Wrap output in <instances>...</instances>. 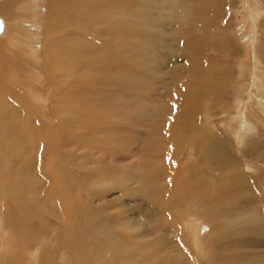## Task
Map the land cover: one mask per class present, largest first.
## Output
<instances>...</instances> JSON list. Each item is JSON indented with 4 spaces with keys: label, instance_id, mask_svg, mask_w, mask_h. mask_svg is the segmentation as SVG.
Returning a JSON list of instances; mask_svg holds the SVG:
<instances>
[{
    "label": "rangeland",
    "instance_id": "rangeland-1",
    "mask_svg": "<svg viewBox=\"0 0 264 264\" xmlns=\"http://www.w3.org/2000/svg\"><path fill=\"white\" fill-rule=\"evenodd\" d=\"M0 18V229L14 230L17 248L30 246L35 264H119L113 254L125 245L112 242L96 216L118 238L120 231L140 236L126 247L140 249L147 264H209L184 224L195 217L204 238L212 229L204 216L217 208L200 200L207 182L189 176L208 181L231 172L237 182L223 197L243 204L233 193L237 185L251 191L238 182L245 175L257 185L264 218V87L260 97L246 91H255L247 45L264 49V0H0ZM13 70L19 82H11ZM192 121L225 152L207 148L202 161H192L191 142L177 145L178 158L175 144ZM12 137L19 150L11 149ZM245 160L253 170L232 168ZM155 183L164 199L143 200ZM251 213L218 219L237 230L220 245L226 259L237 255L234 264H264V242L242 225Z\"/></svg>",
    "mask_w": 264,
    "mask_h": 264
},
{
    "label": "bare ground",
    "instance_id": "bare-ground-1",
    "mask_svg": "<svg viewBox=\"0 0 264 264\" xmlns=\"http://www.w3.org/2000/svg\"><path fill=\"white\" fill-rule=\"evenodd\" d=\"M33 1V0H32ZM36 2V1H35ZM78 3V2H77ZM34 4V2H33ZM80 4V2H79ZM78 5V4H77ZM81 6V5H80ZM79 6V7H80ZM33 7V6H31ZM127 7V5H126ZM82 8V7H80ZM88 8V7H87ZM130 8V7H129ZM32 9V8H31ZM84 11V9H82ZM86 11H88L87 9H85ZM57 11V10H56ZM262 10H259L257 9L256 10V16L260 17V15L262 14ZM89 13V12H88ZM264 21V20H263ZM29 22V21H28ZM27 22V23H28ZM248 24H246V21L243 23V26L246 27ZM249 28H250V33L254 32L256 30V20H252L251 23L248 25ZM264 26V25H263ZM262 29V28H261ZM158 32V31H157ZM1 35V34H0ZM258 42V41H257ZM257 42L255 43L254 47L252 46V43L251 41L248 43L247 45V50H246V54L248 55V58H251V55L253 50L255 49L256 47V44ZM154 43V42H153ZM15 44V43H14ZM32 44V43H31ZM29 45V44H28ZM156 45V44H155ZM262 45V44H261ZM27 46V45H25ZM149 46V45H148ZM160 46V45H159ZM148 48V47H147ZM262 49H263V45H262ZM13 50V49H12ZM264 50V49H263ZM247 51H249L250 54L247 53ZM11 52V51H10ZM10 56L14 58V55H13V52L10 53ZM34 56V54H33ZM17 59V58H16ZM252 60V59H251ZM247 62L249 60H246ZM34 65V64H33ZM132 66V65H131ZM253 68H254V71H253V77H254V80L252 81V90L255 92L251 93L250 91L246 90L250 95H254V96H259L261 95V93L263 92L262 89H261V85L264 87V83L261 81L260 77H264L261 75V70H263V65L261 64L260 65V62L255 60L254 61V65H252ZM32 68V67H31ZM30 68V70H31ZM2 72H5L6 73V70L5 68H2L1 70ZM14 72V73H13ZM36 72H33V74H35ZM15 71L13 70L12 73H9V76L11 79H14L13 83H16V82H19V80H17L16 76H15ZM3 76L5 75H2L0 77V80H2ZM10 83V81H9ZM12 84V83H11ZM243 87H246L245 84H242L239 88H243ZM239 93V89H238V92L237 94ZM235 96V102H236V105H241V101L240 100H236L237 98V95ZM244 95H246V92H244ZM239 98V97H238ZM216 99V98H215ZM226 99V97H225ZM106 100V99H105ZM217 102L219 101L218 99H216ZM249 101V100H248ZM233 102V105H234V101ZM264 102V101H263ZM244 103V102H243ZM249 103V102H248ZM226 107L229 106V104L226 102ZM228 104V105H227ZM235 106V105H234ZM233 106V108H234ZM241 107V106H240ZM230 110V109H229ZM228 111V109H227ZM240 112V111H239ZM243 112V111H242ZM184 114V113H182ZM186 115V114H185ZM16 121V120H15ZM14 121V122H15ZM18 122H15L16 123H19V121L21 122V120L17 119ZM12 122V119L11 121ZM193 122V121H192ZM11 124V123H10ZM22 126V125H21ZM13 130V127L12 129ZM23 129H21L22 131ZM62 131V130H61ZM59 132V131H58ZM115 132V131H113ZM213 132V131H212ZM16 134V133H15ZM59 134V133H58ZM17 135V134H16ZM15 136V135H14ZM25 136V135H24ZM64 136V135H63ZM203 136V135H202ZM19 137V135H18ZM16 138V136H15ZM22 138V137H21ZM66 138V137H65ZM106 138L108 139V136H106ZM204 138V137H203ZM42 139V138H41ZM204 139H207V138H204ZM210 139V143L206 145L205 147V156H206V149L209 148V151L212 152L213 150H211V147L214 149L213 153L216 154V155H219L220 152L224 153L225 151L224 150H220V148L215 144V143H212L213 142V139L212 138H208ZM22 141L25 143V145L27 144V141H26V138L24 139V137L22 138ZM68 141V140H67ZM36 142V141H35ZM50 142V141H49ZM48 142V143H49ZM46 143L47 147L49 149H51L52 147H55V146H52L54 144H51V143ZM39 144V143H38ZM43 144V143H42ZM71 144V143H70ZM34 145V144H33ZM72 145V144H71ZM10 147L12 150H14L15 148L18 149L19 146L17 144V142H14V138L12 137L11 138V142H10ZM26 147V146H25ZM24 148V147H23ZM37 148V147H36ZM19 150V149H18ZM22 151V150H20ZM23 152V151H22ZM226 154L228 155V152H226ZM232 163V168L233 169H237L238 171L242 172L244 171L243 169L248 168V169H252V167L247 163V161L245 160V163L243 164L242 168H241V165L238 164V162H233L231 161ZM102 164V163H101ZM99 163V165H101ZM102 166V165H101ZM211 167H213L214 169H216V171H221L222 169L219 167V163L213 159V163L211 165ZM98 168V166H97ZM96 168V169H97ZM100 168V166H99ZM256 170L258 167H255ZM85 169V168H83ZM88 170V169H87ZM101 170V169H100ZM103 170V169H102ZM89 171V170H88ZM86 171V172H88ZM91 171V170H90ZM104 171V173H102ZM101 173L104 175L106 174V170L104 169ZM84 172V171H83ZM168 172L167 176H169V171H164V173ZM90 174H92L91 172H89ZM163 173V174H164ZM84 174V173H83ZM226 174V173H225ZM227 174L232 177V173L231 172H228L227 171ZM250 174V173H248ZM256 173H254L255 175ZM80 175V174H79ZM101 175V174H100ZM83 176V175H82ZM87 176V175H86ZM89 176V175H88ZM93 176V175H91ZM166 176V175H165ZM213 177H210L208 181H206V178H205V182L204 183H197V182H194V183H197V184H208V187L205 188L204 192L202 193L201 197H200V200L201 201H204V202H207V203H210V204H213L214 207L217 208V211L216 212H210V213H207L205 216H204V221H206L211 227V231L208 235H206L204 238H202V228L200 227V225L198 224L197 222V219L195 217H191L188 222L185 225V227L187 229H189V236L191 237V241L194 242V250L196 251V253L204 256L205 255V252H208L209 255H210V259L209 261L213 262H208L209 264H234V262L236 261L237 259V255L234 256V257H225V255L223 254V248L221 249V247L223 246V244H221V241L224 240V239H227V238H232L231 236L234 235L235 232H237V230L234 228V226L232 224H230V226L232 225L233 226V229L230 228L228 229L227 226L229 224H227V226L224 224V223H220L218 221V219L220 220L221 219V222L224 221V219L226 217H229L230 218L232 216H235V215H250L251 212H253V215L255 216V218H251L250 220H244V222L242 223V225L245 226V228L248 227V231H249V234H247L251 240L255 239V238H252V237H256L257 238V242L255 243H262L264 242V218H261V216H259V212L258 210H260V204H259V200H257V197H256V187L257 185L254 184V181L252 182L251 179H249L248 177H246L245 175L243 176L240 175V177H244V178H240L238 179V182H241L243 186H246L247 188L251 189V191H247L245 190L244 192L245 193H242L241 191L243 190L240 185H237L239 186L238 187V190L237 188L235 189L234 188V193L236 195V198L237 197H241L245 202H246V199L248 202L246 203H241L238 202L237 203V200H234L235 202H230L232 198H228L223 197V195H226L224 194L223 192L225 191V189H229V186H230V183L234 182V180L237 182L236 179H229L230 177H225V176H222L220 174H217V173H213L212 175ZM227 176V175H226ZM170 177V176H169ZM191 177V176H189ZM189 177H186L188 180H189ZM133 178V177H132ZM84 179V178H83ZM125 180H128L127 177L124 178ZM133 180V179H132ZM218 180L217 182L218 183H214V181ZM190 181V180H189ZM220 181H221V184H220ZM232 181V182H231ZM192 182V181H191ZM69 184L71 183V181L68 182ZM238 184V183H236ZM24 185H29V183L27 182V180L25 181ZM167 185V184H166ZM231 185H234L235 187V184H231ZM188 190H190V188H196V187H193V186H188L186 187ZM232 188V187H231ZM152 193L148 194V195H142V199L145 200V201H153L155 196L158 194L157 196V199H160V198H163L164 199V193L161 192L159 193V189L158 187L156 186V183L152 185ZM233 190V188H232ZM231 190V192H232ZM236 190V191H235ZM192 191V190H190ZM197 191V188L196 190ZM220 195H218V193ZM93 192V191H92ZM194 192V191H192ZM230 192V191H228ZM107 193V192H106ZM109 193V192H108ZM215 194V200L213 199V195ZM242 194V195H241ZM106 195V194H105ZM220 197V199H219ZM91 200H94V199H97L96 197H92V198H89ZM101 199H105L104 197H102ZM219 199L218 203H217V200ZM264 199V198H263ZM174 200V197L171 199V204H174L173 202ZM182 202V200H181ZM180 202V203H181ZM224 202V203H223ZM182 205L184 206H187L186 208H184V210H187V209H191V202H186V203H183L182 202ZM158 206V205H157ZM159 207V206H158ZM196 207V206H195ZM226 207V208H225ZM230 208V209H227ZM99 211H104V208H100ZM153 211L155 210H152V213ZM150 212V211H149ZM164 212V211H163ZM257 212V214H256ZM158 213V212H157ZM151 214V212H150ZM172 214V213H170ZM252 214V213H251ZM232 215V216H231ZM256 215H258V217H256ZM152 217V214L150 215ZM103 217V216H102ZM151 217H145V219H147L148 222H150L149 219H151ZM261 218V219H258V218ZM97 219L100 220V222H103L104 224V227H103V232L108 236V238L114 242V243H117L119 245H125V252L123 253H119V252H115L113 255L116 257V260L119 264H147L145 263V257L144 258H141V251L140 249L136 250V249H132V248H129V247H126V246H130V245H136V244H139L141 242L139 241H142V238L139 236V237H132V236H128V237H122L124 235V232L123 231H120L119 233L122 235V236H118L116 235V233H114L112 231V228L110 226H106V223L101 220V217H98L96 216ZM84 217H79V220H83ZM232 219V218H231ZM233 220V219H232ZM158 221V220H157ZM234 221H231V223H233ZM72 225L74 226L76 224V222H71ZM151 223V222H150ZM254 225V226H253ZM154 226V225H153ZM231 226V227H232ZM151 227V226H150ZM229 227V226H228ZM234 230V231H233ZM247 230V229H246ZM245 231V230H244ZM13 232L14 230L13 229H0V236H1V239H2V243H3V251H2V254L0 255V258L1 259H5L6 260V263L5 264H35L34 260H35V253H29L27 249L30 248V246H27V247H20V248H17L13 242H12V235H13ZM149 232V231H148ZM242 233H245V232H242ZM246 234V233H245ZM201 235V240L199 238V236ZM234 237V236H233ZM262 238V239H260ZM205 239V240H204ZM65 243H66V247L69 245L68 241L64 240ZM174 241V240H173ZM176 243V242H175ZM172 244V243H171ZM174 244V243H173ZM259 244V243H258ZM221 245V247H220ZM166 246V245H165ZM168 246V245H167ZM206 246V247H205ZM261 246V245H260ZM175 248V245L173 246ZM170 248V247H169ZM187 249V248H186ZM178 250V249H176ZM181 251V250H180ZM186 252V251H185ZM74 253V252H73ZM186 254H188V251L186 252ZM190 255V254H188ZM227 255V254H226ZM189 257V256H188ZM225 257V258H224ZM264 257V256H263ZM161 258V257H160ZM163 263H165L164 259L161 258ZM204 260V258H202ZM148 260V259H147ZM151 260V259H150ZM150 260H149V263H150ZM189 262H191L190 264H203V262L201 261L200 263L199 262H194L193 263V259L190 258L189 259ZM155 262L152 261V264H154ZM263 263V262H262ZM151 264V263H150ZM236 264H238L236 262ZM241 264V263H240Z\"/></svg>",
    "mask_w": 264,
    "mask_h": 264
},
{
    "label": "flooded vegetation",
    "instance_id": "flooded-vegetation-1",
    "mask_svg": "<svg viewBox=\"0 0 264 264\" xmlns=\"http://www.w3.org/2000/svg\"><path fill=\"white\" fill-rule=\"evenodd\" d=\"M182 115H185V114H182ZM197 130V125L194 123V122H191L190 125H188L187 127L185 128H182V131H181V135L182 137L176 142L177 144H175V146L177 147V153L176 154H179L178 155V158L180 155H182V149L180 148V152H179V147L177 145H187V144H190L191 143L193 146H188L190 149V152L188 154L190 160H196V161H202V159H204L205 157V147L207 144L210 143V139H204L203 136H202V133H199ZM167 129L165 130L164 134L167 133ZM196 131V132H195ZM168 136H170L168 133H167V136L166 138H168ZM170 141L171 140H168V139H165L164 140V143H169V145L171 146L170 144ZM204 142V146H200L198 148V145L200 143ZM196 145H195V144ZM197 152L199 153V156L197 157ZM191 155H192V158H191ZM176 159V158H174ZM155 172L157 173V170H155ZM148 175H145L144 177H142V179L146 178ZM169 177V176H167ZM242 178H244L242 176ZM189 180L192 181V182H197V183H204L205 182V177H197L195 179H191V177H189ZM190 190L192 191H195L196 188H190Z\"/></svg>",
    "mask_w": 264,
    "mask_h": 264
},
{
    "label": "crops",
    "instance_id": "crops-1",
    "mask_svg": "<svg viewBox=\"0 0 264 264\" xmlns=\"http://www.w3.org/2000/svg\"><path fill=\"white\" fill-rule=\"evenodd\" d=\"M262 30L264 31V26L262 27ZM263 52L264 50L262 49V45L259 42H257L256 47L252 52L253 57H251V59L253 58L254 61L255 60L259 61L260 65L261 64L264 65V63L260 61V59L263 57ZM260 79L264 83V77H260Z\"/></svg>",
    "mask_w": 264,
    "mask_h": 264
},
{
    "label": "water",
    "instance_id": "water-1",
    "mask_svg": "<svg viewBox=\"0 0 264 264\" xmlns=\"http://www.w3.org/2000/svg\"><path fill=\"white\" fill-rule=\"evenodd\" d=\"M2 29H3V23H2V20L0 18V32L2 31Z\"/></svg>",
    "mask_w": 264,
    "mask_h": 264
}]
</instances>
